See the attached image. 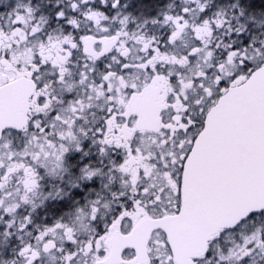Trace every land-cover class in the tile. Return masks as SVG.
I'll list each match as a JSON object with an SVG mask.
<instances>
[{
    "label": "snow or ice",
    "instance_id": "1",
    "mask_svg": "<svg viewBox=\"0 0 264 264\" xmlns=\"http://www.w3.org/2000/svg\"><path fill=\"white\" fill-rule=\"evenodd\" d=\"M0 264H264V0H0Z\"/></svg>",
    "mask_w": 264,
    "mask_h": 264
}]
</instances>
